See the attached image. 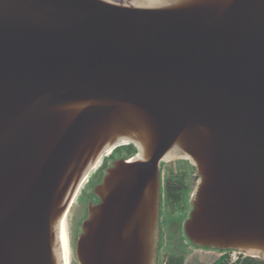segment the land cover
I'll return each mask as SVG.
<instances>
[{"label": "water", "instance_id": "1", "mask_svg": "<svg viewBox=\"0 0 264 264\" xmlns=\"http://www.w3.org/2000/svg\"><path fill=\"white\" fill-rule=\"evenodd\" d=\"M158 264L161 166L196 171L199 249L264 262V0H0V264Z\"/></svg>", "mask_w": 264, "mask_h": 264}, {"label": "rangeland", "instance_id": "2", "mask_svg": "<svg viewBox=\"0 0 264 264\" xmlns=\"http://www.w3.org/2000/svg\"><path fill=\"white\" fill-rule=\"evenodd\" d=\"M138 154L137 149L133 145H123L116 147L109 155H105L98 165L96 173L84 185L82 191L79 193L76 204L73 206L68 215L67 224L70 221H75L77 218V211L82 210L81 218H84V211L89 202H94L92 190L100 183L106 169L114 162L124 159L131 160ZM186 172L188 175V192L185 195L182 203L175 208L166 204L165 199V181L169 176L177 175ZM195 180V181H194ZM197 187V174L193 166L186 160H174L172 162L164 163L161 166V204H162V220H164V228L160 235V244L158 250V264H164V259L167 256H178L185 259V264H214L222 259L224 255L218 251H211L206 249H199L193 246L185 236L184 225L189 219L192 206V195ZM81 208V209H80ZM81 223L80 221L78 222ZM77 223V225H78ZM74 224V223H73ZM76 225V224H75ZM76 228V227H75ZM74 232H78L79 228ZM76 236V235H75ZM72 264H77L74 248H72Z\"/></svg>", "mask_w": 264, "mask_h": 264}, {"label": "trees", "instance_id": "3", "mask_svg": "<svg viewBox=\"0 0 264 264\" xmlns=\"http://www.w3.org/2000/svg\"><path fill=\"white\" fill-rule=\"evenodd\" d=\"M187 174L185 172H180L177 175L169 176L166 181V196L167 202L172 207H178L185 198V195L188 192L187 185ZM186 189V193L179 195L178 192ZM222 259L218 260L214 264H264V262L258 259L244 258L241 257L240 260L236 263H231L229 260V255L227 253H223ZM164 264H185V259L183 257L178 256H167L164 259Z\"/></svg>", "mask_w": 264, "mask_h": 264}, {"label": "flooded vegetation", "instance_id": "4", "mask_svg": "<svg viewBox=\"0 0 264 264\" xmlns=\"http://www.w3.org/2000/svg\"><path fill=\"white\" fill-rule=\"evenodd\" d=\"M122 160V159H121ZM112 166V165H111ZM111 166L109 167V168H111ZM109 168H107L106 169V172H107V170L109 169ZM186 173V172H185ZM106 174V173H105ZM105 174L103 175V177H102V179H101V181H100V183H98L97 185H99V184H101V182H102V180H103V178L105 177ZM187 174V173H186ZM188 176V175H187ZM167 181V180H166ZM166 181H165V183H164V185H165V188H166ZM187 183H188V177H187ZM195 181V180H194ZM96 185V186H97ZM186 193V189H183V190H181L180 192H178V194L179 195H182V194H185ZM92 195H93V197H94V202L92 201V202H89L88 203V205H86V207H85V211H84V218H81V213H83V211L81 210L80 211V214H79V211H77V218H76V220L79 222H81L80 224L78 223V225H77V223H75V221H70V223L69 224H67V226H68V233H69V235H70V238H71V242H72V248H74V253H75V247H76V241H77V239H78V237L81 235V233H82V230H81V226H82V223L86 220V218H87V215H88V206L90 205V204H95V205H98V204H100V200L93 194V190H92ZM78 199V198H77ZM77 199H76V202H77ZM165 199H166V204L168 205V202H167V196H166V189H165ZM76 204V203H75ZM74 204V205H75ZM73 205V206H74ZM73 206H71V208H70V210H69V212L67 213V215H69V213L71 212V210H72V208H73ZM81 209V208H80ZM66 215V216H67ZM65 216V217H66ZM68 217V216H67ZM68 219V218H67ZM74 223V224H73ZM76 224V225H75ZM79 228V231H80V233H78V232H74V228ZM76 228H75V230H76ZM159 228H160V235H161V233H162V230H163V228H164V220H162V204H160V220H159ZM76 235V236H75Z\"/></svg>", "mask_w": 264, "mask_h": 264}, {"label": "bare ground", "instance_id": "5", "mask_svg": "<svg viewBox=\"0 0 264 264\" xmlns=\"http://www.w3.org/2000/svg\"><path fill=\"white\" fill-rule=\"evenodd\" d=\"M107 155H109V153ZM98 165H99V163L90 172V174L88 175V177L83 182V184H82V186H81V188H80V190H79L76 198L74 199V202H73L72 206L76 203V199L78 198L79 193L82 191L84 185L96 173V170L98 169ZM67 216L64 218V220L62 222V229H63V261H64V264H72V257H71V253H72V242H71L70 235L68 233V226H67V218L68 217Z\"/></svg>", "mask_w": 264, "mask_h": 264}, {"label": "built area", "instance_id": "6", "mask_svg": "<svg viewBox=\"0 0 264 264\" xmlns=\"http://www.w3.org/2000/svg\"><path fill=\"white\" fill-rule=\"evenodd\" d=\"M227 254L229 255V260L231 263H236L240 260L241 257H246L245 255L236 252H227Z\"/></svg>", "mask_w": 264, "mask_h": 264}]
</instances>
